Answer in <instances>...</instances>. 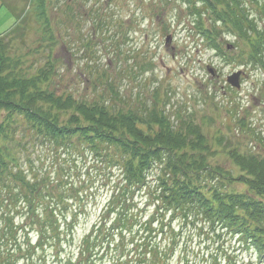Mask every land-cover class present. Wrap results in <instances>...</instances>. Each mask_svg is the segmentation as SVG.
<instances>
[{"label": "rangeland", "instance_id": "obj_1", "mask_svg": "<svg viewBox=\"0 0 264 264\" xmlns=\"http://www.w3.org/2000/svg\"><path fill=\"white\" fill-rule=\"evenodd\" d=\"M173 1L47 0V18L38 20L31 0H0V34L17 25V35L9 36L11 40L14 37L10 50L29 73L44 65L47 56L54 58L56 73L51 88L79 98L109 101L114 110L148 106L157 97L159 107L174 123L179 112L201 124L210 143L219 137L222 147L238 145L243 152L264 155V69L238 60L227 62L205 42L195 41L186 6ZM263 5L264 0H257V4L246 0L250 17L260 26L264 19L258 18V12ZM45 20L51 23L52 36L56 37L53 42L42 30ZM224 38L222 46H228L230 52L237 53L243 45L232 34L226 33ZM237 70H243L239 88L226 82V77ZM26 147L18 151V158L27 177L36 178L38 184L44 180L55 188L59 179L67 186L63 193L69 197L64 211L67 220L64 225L63 220L58 223L61 229L70 223L73 229H67L68 236L61 234L59 242L44 239L40 245L37 233L41 226L26 229L32 248L13 264H69L84 246V235L103 214L120 181L118 172L89 154L81 155L78 150L62 154L39 139ZM209 160L230 166L223 155ZM154 176V172L149 175L150 186L135 191L134 201L145 208L146 218L153 213L168 224L170 213L154 211V205L159 204L152 188ZM10 193L12 187L0 191V264H12V251L25 241V232L19 228L28 219H24L25 201L13 205ZM37 202L39 208L45 205L41 199ZM16 224L17 240L12 237ZM171 225L178 240L168 256L169 264H186L185 259L188 264H211V253L222 263L264 264L252 249L239 244L235 235L220 228L192 217L183 219V215L174 217ZM124 235L125 241L129 235ZM113 238L120 240L117 234ZM128 247L123 246L124 252ZM99 256L103 257L99 264H114L109 255Z\"/></svg>", "mask_w": 264, "mask_h": 264}, {"label": "trees", "instance_id": "obj_2", "mask_svg": "<svg viewBox=\"0 0 264 264\" xmlns=\"http://www.w3.org/2000/svg\"><path fill=\"white\" fill-rule=\"evenodd\" d=\"M46 1L31 0L38 20L47 18ZM250 1L257 4V0ZM173 2L186 6L195 41L205 42L225 61L233 62L236 56L222 46L225 34H232L242 39L241 53L247 61L264 69V23L260 26L250 17L246 0ZM260 8L258 18L264 19V5ZM16 26L0 34V191L12 187V204L25 201L24 219L28 217L24 225H19L25 241L16 244V252L12 251V264L32 248L26 229L41 226L37 233L39 245L44 239L59 242L61 234L68 236L67 229H73L70 223L66 229L58 223L60 219L64 225L67 220L64 211L69 197L63 196L67 186L59 179L55 184L59 191L44 180L38 184L19 164L18 151L27 149L33 139L60 149L62 154L73 150L89 154L117 170L120 178L71 264H99L103 258L100 253L109 255L114 264H169L168 256L178 240L171 225L177 215L235 235L239 244L264 261V155L252 150L243 152L238 145L222 147L219 137L210 143L201 124L179 112L174 123L171 115L159 107L157 97L148 106L114 110L109 101L79 98L51 88L56 73L54 58L47 56L45 64L34 73L26 71L20 57L10 50L14 37L11 40L9 36L17 35ZM42 27L53 42L56 37L52 36L50 21L45 20ZM108 85L112 87V83ZM113 96L117 97V92ZM219 155L227 158L230 166L224 161L210 162L209 158ZM152 172V188L159 203L154 211L170 213L168 224L153 213L146 218L145 208L142 210L134 201L135 191L139 193L150 184ZM36 199L45 205L39 208ZM17 228V224L12 226L15 240ZM123 233L129 235L125 241ZM116 234L120 240H114ZM210 257L211 264H235L218 261L216 254ZM184 261L188 264V259Z\"/></svg>", "mask_w": 264, "mask_h": 264}, {"label": "water", "instance_id": "obj_3", "mask_svg": "<svg viewBox=\"0 0 264 264\" xmlns=\"http://www.w3.org/2000/svg\"><path fill=\"white\" fill-rule=\"evenodd\" d=\"M240 71L233 72L232 74L227 76V81L234 87H239V76H240Z\"/></svg>", "mask_w": 264, "mask_h": 264}]
</instances>
